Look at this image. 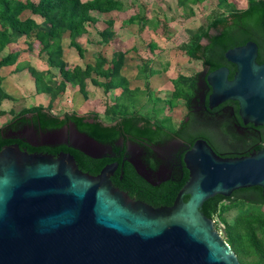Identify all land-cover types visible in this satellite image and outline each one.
I'll list each match as a JSON object with an SVG mask.
<instances>
[{
	"label": "water",
	"instance_id": "95a60500",
	"mask_svg": "<svg viewBox=\"0 0 264 264\" xmlns=\"http://www.w3.org/2000/svg\"><path fill=\"white\" fill-rule=\"evenodd\" d=\"M256 51L251 41L225 51L232 78L222 66L203 83L207 110L234 102L243 125L264 128V62L255 63ZM181 161L187 178L172 203L151 208L108 184L116 161L86 176L68 154L1 147L0 264H239L209 212L228 197L264 206V146L221 158L196 140Z\"/></svg>",
	"mask_w": 264,
	"mask_h": 264
},
{
	"label": "trees",
	"instance_id": "16d2710c",
	"mask_svg": "<svg viewBox=\"0 0 264 264\" xmlns=\"http://www.w3.org/2000/svg\"><path fill=\"white\" fill-rule=\"evenodd\" d=\"M202 1L176 0V4L191 16L190 6L200 4ZM120 6L118 0H92L85 3L80 2V0H25L24 4L17 0H0V51L8 44V32H14L23 37L32 35L34 41L40 46L39 52L45 55L48 65L57 69L60 81L55 88H50L42 81L41 73L29 67L25 68L33 81L36 94L44 93L51 100H54L63 93L65 85H70L76 87L78 92L85 97V80H89L94 87H100L104 94L113 89L121 90L119 96L114 100L115 103L105 107L103 111L104 120L92 113L87 116H76L72 113L57 116L50 113L48 108L31 107L23 109L0 127V148L17 144L19 149H25L27 153H49L51 149L48 147H31L22 139L7 136V133H18L24 127H29L36 132H50L65 126L67 123H71L75 129L95 142L108 146H112L118 137L133 141L142 137L154 142V136L157 134L174 135V133L169 132L170 129L163 126L164 123L156 118L157 109L154 108L156 99L148 97L145 103L139 106L140 110H129L130 104H134L135 99L126 95V83L117 75L123 58L122 53L111 55L109 61H106L102 55L95 54L93 65H85L83 70L76 67L67 71L64 68L59 45L63 34L67 33L69 46L80 54L82 50L76 44L75 39L85 32L86 25L95 23L89 12L95 11L106 14L118 10ZM215 8L218 12L211 17L204 27H198L188 41L178 47V50L188 60L198 61L205 72L204 76L224 66L229 70L227 79L230 80L234 67L224 60L225 51L251 41L257 47L255 63L264 62V33L262 31L264 0H246V6L243 10L235 9L227 0H216ZM24 10L39 16L47 27L46 30H41L30 19L20 20L19 15ZM142 19L139 16H132L127 22L138 23V30L140 31L143 27L140 24ZM108 27L110 24H107ZM210 31H214L216 34L210 35ZM98 35L103 37L104 41L110 38L108 30ZM16 57V53L7 55L0 60V67L12 65ZM104 66L106 68L103 70ZM140 72L145 82L147 77L153 74V70L150 67L146 70V66L141 67ZM199 75L200 73H197L188 78L177 76L171 80L172 90L164 104L170 108L176 103L175 101H181L184 107H189L196 89L195 78ZM99 79L102 82H99ZM2 99H7V97L0 90V100ZM223 104L228 105L233 115H236L237 106L234 102L226 101ZM144 107H149L147 115L141 113ZM256 130L261 133V137L257 141L255 152L264 146V128L256 127ZM63 150L75 158L79 157L75 151ZM185 180L186 175L174 187L166 185L159 190L155 189L142 197V200L153 208L167 207L172 203L174 195ZM238 203L245 205V202L234 198L218 200L209 212L210 219L212 221L215 217L218 224L222 226L224 243L237 256V261L240 264L242 263L240 255L250 253L259 258L255 264H264V212H262L264 206L257 205V207L249 209L243 207L242 209V206L241 208L237 206ZM231 209H234L236 214L228 222L222 218V214Z\"/></svg>",
	"mask_w": 264,
	"mask_h": 264
},
{
	"label": "crops",
	"instance_id": "0c3cea01",
	"mask_svg": "<svg viewBox=\"0 0 264 264\" xmlns=\"http://www.w3.org/2000/svg\"><path fill=\"white\" fill-rule=\"evenodd\" d=\"M17 1L22 4L25 3V0ZM90 1L92 0H80L82 3ZM118 1L121 5L118 10L106 14H100L95 11L89 12L95 23L86 25L85 32L75 39L82 53L78 54L71 48L68 44L67 33L63 34L59 45L61 60L65 70L71 71L76 67L83 70L85 65L92 66L95 54H100L106 61H109L111 55L122 53L123 58L117 70V75L125 81L127 90L125 93L128 97L134 99V97L146 95L147 93L151 94L153 90L155 92L165 90L170 94L171 78L166 76V81L161 84L158 77L150 82L148 80L151 77L150 75L145 82L140 68L146 66L147 70L148 61H150L147 54L150 52L153 56L159 55L164 42L167 40L166 36L168 35V40H170L173 36L172 34H176L181 30L180 19L184 16L183 9L177 6L176 0ZM231 3L237 10H243L246 6V0L245 4ZM132 16L143 18L140 21L143 26L140 31L138 30V23L127 22ZM19 19H30L41 30H46L47 28L39 16L33 15L26 10L20 13ZM107 24H110V27L107 28ZM105 30L110 32V38L106 41L98 35ZM7 36L8 44L1 49L0 60L13 53H16L17 57L12 65L0 67V90L7 97V99L0 100V122H3L0 127L21 110L31 107L48 108L50 113L57 116L66 113L80 116V113L91 111L92 114L98 115L101 120L105 119L103 111L111 103L104 100H108L109 96L115 100L121 93L120 89L109 90L104 94L100 87H94L89 80H85V97L78 92L76 87H71L70 85H65L63 93L54 100H51L47 94H36L33 81L25 71V68L29 67L41 73L42 81L50 88H55L60 81L57 69L48 65L45 55L39 52L40 46L34 41L32 35L23 37L14 32H8ZM105 68L106 66L102 69L104 70ZM98 81L102 82L100 79ZM142 91L143 94L141 93ZM151 95H147L146 100ZM20 101L26 103V106L21 105L14 114L11 104L14 105ZM65 101L67 105H71V109H66ZM77 101H80V103ZM179 102L168 108L169 114H172L178 106H183L182 102ZM5 104L9 106L8 109L4 107ZM147 108L149 111V107ZM135 110H140V107ZM5 118H7L6 122H4Z\"/></svg>",
	"mask_w": 264,
	"mask_h": 264
},
{
	"label": "flooded vegetation",
	"instance_id": "af4514ba",
	"mask_svg": "<svg viewBox=\"0 0 264 264\" xmlns=\"http://www.w3.org/2000/svg\"><path fill=\"white\" fill-rule=\"evenodd\" d=\"M199 73L195 78L196 89L189 107L183 106L180 120L169 131L174 133L173 136L161 132L154 136V142L142 137L134 141L118 137L112 146H108L87 140L85 134L71 123L50 132H36L29 127L22 129H29L38 136L49 138L51 135L50 139L37 144L51 149V152L41 154L50 157L59 153L68 154L73 159L76 171L86 176H97L105 166L116 161L107 180L111 188L129 201L153 208L142 197L166 185L174 187L184 175L187 178L181 160L196 140L204 141L221 158L250 155L255 152L260 140L261 133L256 127L243 125L237 111L233 115L228 105L221 103L211 110L206 109L210 90L203 83L205 72L202 70ZM60 131V136L55 135ZM63 149L75 151L79 157L75 158ZM245 205L248 209L257 207L246 202Z\"/></svg>",
	"mask_w": 264,
	"mask_h": 264
},
{
	"label": "rangeland",
	"instance_id": "374dc122",
	"mask_svg": "<svg viewBox=\"0 0 264 264\" xmlns=\"http://www.w3.org/2000/svg\"><path fill=\"white\" fill-rule=\"evenodd\" d=\"M227 2H229V4H231L232 6L234 5L231 2H235L236 4H241V3L245 4V0H227ZM215 5H216V0H204V2L200 4L190 6L192 10L191 16L187 14V11H183L184 16H182L180 19L181 20L180 22L181 30L177 32L176 34H172L173 36L170 38V40H168L169 38L168 35L166 36L167 40L166 42H164L159 55L156 54L155 56H153V54L150 52L147 54V57L150 59V61H148L149 62L148 67H151L153 70V74L148 79L150 82H152L158 77L160 80V83L162 84V82L164 83V81H166V76L171 78V80L175 79L177 76H184L185 78H188L202 71V67L200 63L198 61L188 60L184 56V54L178 50V46L188 41V39L192 36L197 26L204 27L206 23L211 19V17L215 13L218 12L215 8ZM169 88L171 91L172 90L171 86ZM141 93L143 94V91ZM151 94L147 93L146 95L134 97L135 103L130 104L129 110L137 109L141 103L142 104L145 103L147 95H151L149 97H151L154 100L156 99V103L154 105V108L157 109L156 118L160 122L164 123L163 124L164 127L168 129H172L173 126H175V124L180 120L183 114V110H184L183 106L182 105L180 107L178 106L179 108L177 107L176 109H174L175 111H173L172 114H169V111H168L169 107H167V105L164 104V101L169 98L170 94H168V92L165 90H160L159 92H155V90H153ZM104 101L111 103L108 106H112V104L115 103V101L110 96L108 100L105 99ZM77 102L80 103V101H77ZM175 102H178V101H175ZM179 103H181V101ZM21 105L26 106V103L20 101V102L15 103L14 105L11 104V106L14 109L13 110L14 114L17 112V109ZM65 105H66V109H71V105L70 106L67 105L66 101H65ZM4 107H6V109L9 108V106H7L6 104ZM142 111L143 112L141 113L147 115L148 108L144 107ZM91 113H92L91 111H86V112L80 113L79 115L87 116L88 114H91ZM6 121H7V118L4 119V122ZM1 123L3 122H0V124ZM55 135L60 136L61 131L57 132ZM7 136L24 138L32 145L43 143L44 141L50 139L51 137V135L49 136V138L46 137L45 135L38 136L37 134L32 133L29 129H24V130L22 129L20 130V132L15 133V134L7 133ZM237 206L240 208L242 206V209L243 207L244 209H247L245 208L246 205L243 206L241 203H238ZM262 212H264V208H262ZM235 214H236L235 210L231 209L225 212L224 214H222V218H224V220L229 222L234 218ZM211 222L213 223L212 225L213 229L217 232V234H219L222 241H224L222 226L218 224L215 217L212 219ZM234 256L237 260L238 259L237 256L235 254ZM258 260H259L258 256H255L251 253L248 255H240V261L242 262L241 264H255L256 262H258Z\"/></svg>",
	"mask_w": 264,
	"mask_h": 264
}]
</instances>
